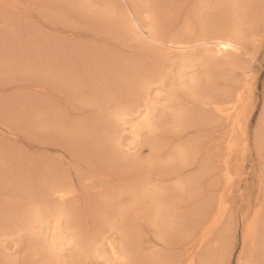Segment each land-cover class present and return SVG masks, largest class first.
I'll return each instance as SVG.
<instances>
[{
    "label": "rangeland",
    "instance_id": "1",
    "mask_svg": "<svg viewBox=\"0 0 264 264\" xmlns=\"http://www.w3.org/2000/svg\"><path fill=\"white\" fill-rule=\"evenodd\" d=\"M0 5V264H107L92 240L120 235L129 250L126 264H188L201 228L221 213L233 221L232 235L222 232L216 240L223 228L217 225L208 238L218 244L208 264L239 260L242 250L247 264H264V220L255 243L243 237L264 190V147L258 153L253 142L264 112V0ZM217 25L236 32L250 55L220 56L226 62L214 73L207 59L196 60L183 79L196 77L195 84L165 101L162 119L128 148L132 131L112 110L136 91L135 69L150 80L156 75L152 36L188 41ZM211 72L217 85L240 93L233 109L247 108L243 129L239 119L217 112L204 111L203 122L189 115L203 110L212 94ZM56 186L66 189L63 198L52 194ZM137 206L150 212L136 219ZM57 212L75 241L55 253L31 246L29 240L41 236H32L30 222H41L44 233L45 220ZM129 220L134 234L125 237ZM223 241L228 246L220 250ZM103 245L109 252L106 239Z\"/></svg>",
    "mask_w": 264,
    "mask_h": 264
},
{
    "label": "bare ground",
    "instance_id": "2",
    "mask_svg": "<svg viewBox=\"0 0 264 264\" xmlns=\"http://www.w3.org/2000/svg\"><path fill=\"white\" fill-rule=\"evenodd\" d=\"M152 40L154 42V46H156L155 49L153 48L154 49L153 55L155 56L154 61L158 62L155 63L154 65L155 66L154 70L156 71V75L154 72L153 74H151L152 72L150 73L153 81L150 80V78L147 75H145L146 72L141 73V70L139 71L138 69H135L137 70L136 72H138V74L140 73L139 75L137 74V76H135V79L140 78L139 80L137 79L135 81L136 91H134V94L130 96L129 91H131V89H129V86H133V84L131 82H127V84H125L124 90L126 89L127 91L126 93L128 94V96H130V98L128 99V101L125 102L123 107L119 109L114 108L112 110L113 117L119 122H121L123 125L129 126L130 130L132 131V137L129 139V142L126 144L128 148H131V144L132 146L133 144L135 145L138 134L142 129H152L154 123L162 119L164 114L160 113L159 110L161 109L165 101L173 99L174 94L180 92L187 84H191L192 86L193 84H195V79H197L196 77L191 78V82L193 84L191 82H185V80L183 79L185 74L184 71H186L188 68L193 66V63L196 60L207 59L211 66V68L209 69L212 70V72L214 73L213 68H215V66L217 67V64L226 62L221 60V57L223 58L224 55L227 56V59L231 58L232 60L234 56L237 55V53L248 54L247 52L248 50L246 51V49L244 48L242 42L237 37V33L226 31L224 26L221 25H217L215 30H211L206 34H199V36L194 37V39L188 41H184V40L182 41V39L180 40L162 39L160 36H152ZM8 63H11V61L10 62L8 61ZM17 63L15 64L20 65L21 67L23 66V63H25V61H21L20 63L19 62ZM24 65L25 66L27 65V67H29L28 63ZM170 65L174 66V68L171 67ZM16 68L19 69L18 67ZM12 70L13 67H11L9 71ZM151 71H153V67ZM212 74L209 75V79L215 81L214 78L217 77L218 75H216L215 73L212 76ZM128 78H130V76ZM213 81L212 82L209 81L210 86L207 90L210 91L211 89L212 94L204 99L201 106L203 110L190 109L188 111L189 115L192 116L194 119L200 120L199 122L201 121L203 122V120L208 119L205 112H210L212 114H216L217 112L223 118H225V120L228 119L230 122L238 121V116L240 115V113L234 110L235 108L233 109V107L238 101L240 93L236 91V93L233 94V92L225 88V86L217 85L216 81L215 83ZM218 86L220 87L221 91L215 90V87ZM215 95H217V97L214 98L213 96ZM232 110L233 112H231ZM262 115H264V112L262 113ZM260 121L261 118L255 130V134L253 136L254 146L256 147V151L258 153H261V150L264 147L262 146V141H264V130L261 129ZM61 187L59 188L58 186L57 188L56 186L55 189L52 191V194L58 196L59 198H63L67 192L65 188H61ZM258 205H259L258 208H256L251 214L252 222L245 225L243 232L244 240L251 238L254 243H255L256 234L258 235L257 233L259 229L258 224H261V221L264 220V190L261 195L260 203ZM134 211L132 210V213H135L133 214V217L136 218L139 215V218H141L142 215H144L146 212L148 211L150 212V208L146 206L144 207L137 206L136 211L135 212ZM205 213H208L207 210ZM64 218H65L64 213L57 212L52 216V218H48L50 219V221L45 220L47 224L45 226L44 233H42L41 222L37 223L36 221L33 223L31 221L29 225V232L32 233V236H34L35 238L37 236H41V237H40V241H38L37 243L32 238V240H29V244L31 246L35 245L34 247H36L37 244H40L48 253H53V252L55 253L64 245L72 244L75 241V236H73L72 232H70L69 227L65 226ZM135 222L130 223L129 220L127 223H125L126 225L125 229L126 230L130 229L128 233L125 234V237L127 235L130 236V234L131 235L134 234L131 229L135 228L134 226V224H136ZM232 223H233L232 220L231 221L226 220L223 213H221V216H214L212 221L207 226L206 225L203 226V228H201L199 237H197V242L195 241V243H197L198 249H196V252L194 253L192 252L189 255L188 264H208L211 253L214 252V248L216 249L218 245V244L217 245L213 244V241H211L210 243V241L208 240V238H210L209 236L213 234L214 229L218 226L219 227L221 226L223 228L222 229L220 228L221 231H219V228H217L219 231V232L217 231V234L215 233L216 230L214 231V233L217 235L216 240L221 241L219 238L222 236L220 234L222 232H224L225 236L226 234L229 233L230 235H232L231 233L233 226ZM105 239L109 246V252H106L105 249L106 247L104 248L103 245V240ZM123 240L124 239L122 235H120L116 241H114L113 238L106 237L103 239L102 237H99L96 241L92 240V246L95 245L94 251L99 255L98 257L103 258L107 262V264H112V262H117L118 264H126L129 256L128 254L129 250H127V247L123 242ZM223 243L224 246H222ZM225 243L226 242L223 241L221 245L219 244L218 248L220 250H222L221 248L223 247L226 249L228 245L226 246ZM124 247L126 248L127 251L124 249ZM210 249L213 250L211 251ZM219 249L218 251H220ZM208 250H210L209 254L207 253ZM223 251L226 250L223 249ZM227 252H230L231 255V250ZM228 254L229 253H227V255Z\"/></svg>",
    "mask_w": 264,
    "mask_h": 264
},
{
    "label": "snow or ice",
    "instance_id": "3",
    "mask_svg": "<svg viewBox=\"0 0 264 264\" xmlns=\"http://www.w3.org/2000/svg\"><path fill=\"white\" fill-rule=\"evenodd\" d=\"M247 71V69H245ZM245 85L250 86L252 83V78L249 76V78L244 82ZM247 93V87L244 89V94ZM248 115H247V108L238 116L239 122L241 124V128L243 129L244 122L247 120ZM260 126L261 129L264 130V115L261 116V121H260ZM262 146H264V141H262ZM229 242H230V237H229ZM112 264H116V262H112ZM213 264H247V262L244 259L243 255V250L241 251V257L239 260L233 259V260H216L213 261Z\"/></svg>",
    "mask_w": 264,
    "mask_h": 264
}]
</instances>
